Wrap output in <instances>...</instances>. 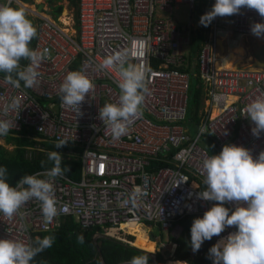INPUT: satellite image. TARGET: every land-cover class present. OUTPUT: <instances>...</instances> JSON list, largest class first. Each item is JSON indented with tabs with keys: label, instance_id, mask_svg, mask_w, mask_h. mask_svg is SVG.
<instances>
[{
	"label": "built area",
	"instance_id": "2783aa9c",
	"mask_svg": "<svg viewBox=\"0 0 264 264\" xmlns=\"http://www.w3.org/2000/svg\"><path fill=\"white\" fill-rule=\"evenodd\" d=\"M8 2L0 0V5ZM206 3L210 11L215 0ZM180 4L188 7L185 24L174 18ZM196 7V0H76L73 29L69 23L29 10L38 19L31 48H47L50 57L41 62L38 82L31 88H25L22 81L15 88L0 73V118L11 121L9 132L29 128L42 140H64L75 146L68 154L80 159V176L71 177L63 171L53 179L58 209L66 211L51 223L44 220L35 199L12 218L0 213V239L30 243L34 233L54 230L63 217L70 216L81 230L100 229L94 230V238L103 236L130 244L126 240L128 225L156 226L167 234L165 245L170 251L165 254L171 257L176 244L169 241V235L179 236V220L203 215L217 203L198 198L205 189L202 161L213 155L210 146L219 153L225 144L243 146L254 158L264 151V132L254 136V125L243 115L249 102L264 96V67H225L222 60L226 54L219 56L225 51L217 41L225 34L254 35L251 25L264 23V18L255 10L242 8L240 14L218 16L204 27L199 23L202 15H193ZM197 35L200 40L192 58L189 46ZM120 50L129 53L131 63L150 69L149 92L142 116L115 140L99 119V108L118 101V77L114 69L100 70L98 65ZM28 63L26 60L22 66ZM70 71H82L94 84L80 114L62 107L58 95ZM192 76L198 77L196 89L201 100L194 132L186 118ZM13 98L19 108L3 116L4 106ZM135 186L143 193L138 204H123ZM224 206L235 208L234 203ZM231 229L236 230L234 226ZM186 264H213V260Z\"/></svg>",
	"mask_w": 264,
	"mask_h": 264
},
{
	"label": "clouds",
	"instance_id": "9594fccd",
	"mask_svg": "<svg viewBox=\"0 0 264 264\" xmlns=\"http://www.w3.org/2000/svg\"><path fill=\"white\" fill-rule=\"evenodd\" d=\"M41 1L34 2L32 7L27 5L28 1L23 0L18 2L9 0L8 3L0 5V73H3L4 80L15 88L20 87L21 81L25 88L33 87L38 82L37 69L42 61L50 57L49 49L34 50L30 47L31 41L37 37L38 19L32 16L29 10L36 9L37 12L48 16L45 13L44 1L41 9L37 8ZM11 2L21 8L12 7ZM206 2L207 0H196V9L199 15H202L199 23L204 27L209 26L218 16L240 14L242 8L255 10L264 18V0H215L210 11H207ZM27 14L34 19V24ZM51 18L59 21L58 18ZM251 32L257 37H264V23L252 24ZM219 39L222 44L221 36ZM224 48L222 46L221 50ZM21 60H27L29 63L22 66ZM98 67L100 70L114 69L117 73L116 83L120 89L118 101L105 103L99 108V119L107 129H110L112 138L118 140L128 132L129 125L143 114L142 106L149 92L150 69L131 63L126 50L107 55ZM93 89L94 84L82 71L68 72L59 87L61 106L80 114L81 104ZM18 108L19 102L13 98L4 106L2 115L7 116ZM243 113L254 125L251 129L252 134L259 137L261 132H264V96H258L249 102ZM11 127L10 120L0 118L1 145H3L1 140L2 138L5 140L6 135L17 134L9 132ZM204 131L203 128L200 129L201 133ZM66 143L67 141L61 140L55 144V148H61ZM47 160L52 164L50 169L44 173L24 175L15 186L8 183L7 169L0 167V213L12 218L33 199L39 202L47 223H51L60 212L66 211L63 207L58 209L52 182L55 177L63 174L62 155L57 151H50L47 153ZM202 175L205 189L199 192L198 198L217 203L205 211L202 218L193 220L190 229V246L193 253L199 251L205 240L213 238L214 245L209 249V257L213 264H264V151L254 158L251 151L243 146L225 144L219 154L203 159ZM42 176L48 179L41 178ZM142 195V189L135 186L128 199L122 203L136 206ZM227 203H234V210L225 207ZM233 226L236 230L233 229L234 232H229L216 243L217 237L226 227ZM145 229H148V233L149 231L154 233L153 227ZM132 237L134 238L133 235ZM170 237L172 236L169 235V239ZM158 239L159 237L155 235L153 240L155 244ZM54 240L53 235L36 237L30 243L10 238L0 239V264H32L39 253L53 246ZM78 240L83 242V237H78ZM169 241L171 242V239ZM156 247L157 245L154 253L144 251L154 256L156 251L161 250ZM166 257H169L167 261L193 263L174 259L172 256ZM148 261V255H138L133 256L128 264H148Z\"/></svg>",
	"mask_w": 264,
	"mask_h": 264
},
{
	"label": "trees",
	"instance_id": "16d2710c",
	"mask_svg": "<svg viewBox=\"0 0 264 264\" xmlns=\"http://www.w3.org/2000/svg\"><path fill=\"white\" fill-rule=\"evenodd\" d=\"M53 1L54 0H50V13L53 18H57L61 13L63 5ZM68 1L74 7V16H76V0ZM11 6L19 7L13 2H11ZM27 16L34 24V19L28 14ZM196 37L197 38L193 39L197 41L198 44L200 36L197 35ZM33 41L34 39L31 41L30 47ZM192 48L194 49L193 45ZM25 61L26 60H21V64ZM195 99L197 109L188 124L190 129V125L193 126V121L195 124L198 122L197 114L201 102L199 89H197L195 93ZM194 127L196 129V125ZM5 137L6 143H11L13 147L9 149L0 144V167H5L7 169L8 183L11 186H14L24 175H29L33 171L39 169L51 168L52 164L47 160V153L50 151L61 153V168L65 173L75 178L80 176V159L73 154H68V149H76L75 146L65 144L63 147L56 149V143L40 139L39 134L31 131L29 128H21L17 131L16 135L8 134ZM209 150L213 155L219 154V152L211 146ZM198 217L202 218L203 215H195L180 219L179 223L182 227L180 235L177 238L170 237L171 242L176 244L172 256L174 259L187 262H197L199 260L212 261L209 257V249L214 245L213 238L211 240H205L198 252L193 253L190 246L191 225L193 220ZM95 229L98 228L81 230L78 223H76L72 217L65 216L61 219V223L56 229L51 231H37L34 233L32 241H34L36 237L43 238L46 235H53L55 240L53 246L39 253L32 261V264H128L133 256L138 255H148V264H168L171 262L167 261L169 257H166L165 253L161 250L156 251L154 256L146 252L153 251L155 243L153 240L149 239L148 230L145 228L140 229V226L133 225L127 229L128 232L134 235V238L130 235H127V238L133 239L131 243L136 247L114 238L102 236L93 239L92 234ZM78 237H83V242H80Z\"/></svg>",
	"mask_w": 264,
	"mask_h": 264
},
{
	"label": "rangeland",
	"instance_id": "374dc122",
	"mask_svg": "<svg viewBox=\"0 0 264 264\" xmlns=\"http://www.w3.org/2000/svg\"><path fill=\"white\" fill-rule=\"evenodd\" d=\"M40 0H31L27 2V5L29 7H32L34 2H37ZM44 1L46 8H45V13L48 14V16L52 17L51 15V6H50V0H42ZM202 1V0H199ZM53 2L55 3H61L63 5L62 7V12L60 13V15L57 17L58 20L60 22L65 23L62 20V17H64L66 15V17L68 18V23H69V29H73V19H74V7L69 3L68 0H54ZM25 3V2H24ZM36 6V5H34ZM174 18L176 20L177 23L179 24H185L188 21V7L186 4H180L178 6V8H176L174 10ZM194 17L198 18L199 12L197 9L194 10L193 13ZM67 24V23H66ZM220 36H224V35H220ZM220 42H218L219 44ZM196 44L197 41H195L192 38V44L189 46V49L191 51L192 54V58L194 57L195 53H196ZM192 45L194 46V49L192 48ZM242 46L244 48V55H243V59L241 61H239V64H237L238 66H246L249 64H253V65H257L256 63H254V59H258L260 61L264 62V37H257L255 35H247V36H242L240 37L239 35L233 34L231 38L228 39V41L225 40V52L222 54H219L220 57H224V60H222V62L226 64H228V53L231 49L237 47V46ZM229 49V50H228ZM228 51V52H227ZM227 58V60H226ZM253 60V62H252ZM252 62V63H251ZM191 86H190V99L188 102V108L186 111V118L187 121L189 123L190 119L193 117V115L195 114V110L197 109L196 107V99H195V93L197 91L196 89V85L198 84V77H191ZM191 129L193 130V132L195 131V127L190 125ZM1 143L5 146L8 147L9 149L13 147V145H11V143H6L4 138H2ZM210 151V150H209ZM29 152V151H28ZM144 227L141 225L140 229H143ZM153 231H154V235H156L157 237H159L157 243L155 245H157V247H159V249H161L164 253L168 252L167 248H166V238H167V234L164 232H160L159 229L154 226L153 227ZM231 231H234L233 229H231V227H226L225 231L222 232L220 235H225ZM132 233L130 232V236ZM219 235V237H220ZM134 236V235H133ZM96 238V237H95ZM94 239V237H93ZM126 240L130 241L131 239H128L126 236ZM162 241V243L160 242ZM164 244V245H162ZM166 244V245H165ZM131 245H133L131 243ZM135 246V245H133ZM136 247V246H135ZM156 247V248H157ZM139 248V247H137ZM141 249V248H139ZM156 251V249H155ZM153 252V251H152ZM150 252V253H152ZM154 253V252H153Z\"/></svg>",
	"mask_w": 264,
	"mask_h": 264
},
{
	"label": "bare ground",
	"instance_id": "6f19581e",
	"mask_svg": "<svg viewBox=\"0 0 264 264\" xmlns=\"http://www.w3.org/2000/svg\"><path fill=\"white\" fill-rule=\"evenodd\" d=\"M62 20L65 22V23H68V18L66 17V15L64 17H62ZM228 64H224L225 67H228V68H234L237 64H239V61H241L243 59V55H244V48L240 45V46H237L233 49H231L228 53ZM133 225H136V224H130L128 225V227H131ZM231 232H234V231H231ZM230 232V233H231ZM229 233H227L226 235H220L221 237H217L216 239V243L223 237H226ZM168 264H184V263H180L178 261H171L169 262Z\"/></svg>",
	"mask_w": 264,
	"mask_h": 264
},
{
	"label": "water",
	"instance_id": "95a60500",
	"mask_svg": "<svg viewBox=\"0 0 264 264\" xmlns=\"http://www.w3.org/2000/svg\"><path fill=\"white\" fill-rule=\"evenodd\" d=\"M42 6H43V2L41 1V2L38 3L37 8L41 9ZM217 41L220 42V39L217 38ZM219 47L222 48V44L219 43ZM254 63H256L258 66H263L264 67V62L263 61L255 59ZM149 237H150L151 240H155V235H154V233L152 231H149Z\"/></svg>",
	"mask_w": 264,
	"mask_h": 264
},
{
	"label": "crops",
	"instance_id": "0c3cea01",
	"mask_svg": "<svg viewBox=\"0 0 264 264\" xmlns=\"http://www.w3.org/2000/svg\"><path fill=\"white\" fill-rule=\"evenodd\" d=\"M226 36H221V39H224L225 38V40L226 41H228V39L229 38H231L232 37V35L231 34H225ZM241 37V36H240ZM225 40L224 41H222V42H224V44H225ZM224 50H225V48H224ZM229 50V49H228ZM229 55V54H228ZM228 55H227V57H228ZM226 60H227V58H226ZM225 64V63H224ZM221 237V236H220ZM218 240V239H217Z\"/></svg>",
	"mask_w": 264,
	"mask_h": 264
},
{
	"label": "flooded vegetation",
	"instance_id": "af4514ba",
	"mask_svg": "<svg viewBox=\"0 0 264 264\" xmlns=\"http://www.w3.org/2000/svg\"><path fill=\"white\" fill-rule=\"evenodd\" d=\"M237 35V34H236Z\"/></svg>",
	"mask_w": 264,
	"mask_h": 264
}]
</instances>
